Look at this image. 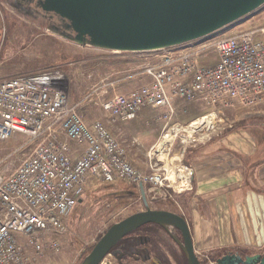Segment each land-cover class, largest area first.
<instances>
[{"label":"rangeland","instance_id":"rangeland-1","mask_svg":"<svg viewBox=\"0 0 264 264\" xmlns=\"http://www.w3.org/2000/svg\"><path fill=\"white\" fill-rule=\"evenodd\" d=\"M264 28V5L219 30L208 39ZM211 37V38H210ZM207 38L194 45L201 49ZM200 45V46H199ZM205 64L215 57L208 48L199 51ZM148 52H120L79 45L51 29L48 20L17 8L14 0H0V81L21 74H32L59 68L64 74L63 88L70 103L82 102L81 114L90 123L100 121L126 150L133 169L143 175L157 173L163 180L160 188L143 185L147 206L171 211L190 219L195 194L192 167L217 151L228 156L233 139L264 140V104L235 106L209 116L211 110L200 103L177 106L167 123L161 110L142 109L135 119L121 121L104 113L99 95L125 94L148 82L142 65ZM114 83L113 87L109 84ZM34 141L13 135L0 141V172L13 170L33 149ZM190 174L186 184L182 175ZM145 210L136 184L115 181L111 184L89 181L81 201L65 219V232L47 233L40 238L36 252L22 241L25 264H81L95 243L113 224ZM151 254L162 264H184L175 244L157 228H150ZM235 249L238 244L232 245ZM229 248V247H227ZM228 249L199 252L202 264H215L228 253L241 256L262 254L261 251L228 252ZM100 264H117L110 255ZM120 264H140L133 261ZM148 264V263H144Z\"/></svg>","mask_w":264,"mask_h":264},{"label":"built area","instance_id":"built-area-1","mask_svg":"<svg viewBox=\"0 0 264 264\" xmlns=\"http://www.w3.org/2000/svg\"><path fill=\"white\" fill-rule=\"evenodd\" d=\"M196 41L145 51L148 82L102 100L105 89L101 110L131 121L142 109H156L169 123L180 103L205 105L209 116L264 104V28L207 38L201 49ZM208 48L215 57L211 64L199 52ZM63 80L61 69L51 68L0 81V141L21 135L35 144L13 170L0 172V264H25L22 241L40 252V238L65 232V219L91 180L163 185L161 175L133 169L103 123L85 120L82 102H69Z\"/></svg>","mask_w":264,"mask_h":264},{"label":"water","instance_id":"water-1","mask_svg":"<svg viewBox=\"0 0 264 264\" xmlns=\"http://www.w3.org/2000/svg\"><path fill=\"white\" fill-rule=\"evenodd\" d=\"M33 5L51 29L79 45L144 52L168 48L214 35L264 5V0H14ZM52 18V20H50ZM145 210L111 225L81 264H99L113 246L135 229L153 223L180 232L177 242L188 264H200L194 254L185 219L175 213L150 210L142 185ZM215 264H264L262 254L228 253Z\"/></svg>","mask_w":264,"mask_h":264},{"label":"crops","instance_id":"crops-1","mask_svg":"<svg viewBox=\"0 0 264 264\" xmlns=\"http://www.w3.org/2000/svg\"><path fill=\"white\" fill-rule=\"evenodd\" d=\"M223 144L231 149L230 155L217 151L192 167L196 199L189 221L184 218L194 251L262 252L264 140L237 138ZM235 244L240 249L230 247Z\"/></svg>","mask_w":264,"mask_h":264},{"label":"flooded vegetation","instance_id":"flooded-vegetation-1","mask_svg":"<svg viewBox=\"0 0 264 264\" xmlns=\"http://www.w3.org/2000/svg\"><path fill=\"white\" fill-rule=\"evenodd\" d=\"M16 6L18 9H20V10H22V11H24L30 15L35 14L36 16H40L46 20L49 19L48 17H45L41 14H38V12H36L33 9V5L27 6V5H17L16 4ZM50 20H52V18ZM153 210L164 211L161 209H153ZM166 212L174 213L171 211H166ZM186 223H187V221H186ZM154 227L161 230L164 234L167 235V237L170 239V241H172L175 244V246L178 248L184 264H188L179 244L177 243V242H179L182 244V236H181L180 232L175 230V229H171V228H169L166 231L165 229H163L160 226L153 224V223L145 224V225L135 229L134 231L130 232L126 236H124L119 242H117L113 246V248L110 250V252L107 255H110L111 257H113L115 259V261L117 262V264H120L122 262H127V261H133V263H140V264H144V263L162 264V262L157 257H155L151 254V247H148L150 242H151V236H150L149 230H150V228H154ZM188 229H189V226H188ZM189 232H190V229H189ZM190 237H191V234H190ZM194 254L197 257L200 264H202V262L199 260L195 251H194ZM102 260H101V262H102Z\"/></svg>","mask_w":264,"mask_h":264},{"label":"bare ground","instance_id":"bare-ground-1","mask_svg":"<svg viewBox=\"0 0 264 264\" xmlns=\"http://www.w3.org/2000/svg\"><path fill=\"white\" fill-rule=\"evenodd\" d=\"M182 178H183V181L187 184L190 181V174H188L186 176L185 175H182ZM263 251H264V249H263Z\"/></svg>","mask_w":264,"mask_h":264}]
</instances>
